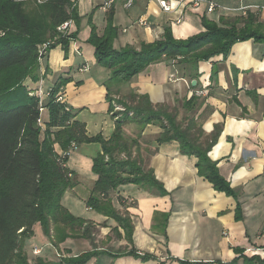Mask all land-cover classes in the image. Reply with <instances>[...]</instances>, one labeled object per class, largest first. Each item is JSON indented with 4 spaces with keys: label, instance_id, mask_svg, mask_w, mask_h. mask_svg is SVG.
<instances>
[{
    "label": "crops",
    "instance_id": "1",
    "mask_svg": "<svg viewBox=\"0 0 264 264\" xmlns=\"http://www.w3.org/2000/svg\"><path fill=\"white\" fill-rule=\"evenodd\" d=\"M127 1L115 0L111 8L118 29L113 42L116 50L127 46L140 50L143 44L164 38L166 29L175 39L186 40L205 31L204 16L230 24L251 13L264 23V10L258 9L264 7L262 0H201L197 6L191 0H167L175 4L171 11L163 10L158 0H134L131 7H126ZM210 2L216 5L213 12H208ZM77 9L80 20L70 24L68 36L74 38L67 52L62 45L50 50L41 60L44 77L26 84L39 93L51 90L60 78L67 79L61 93L76 116L74 120L86 125L89 137L101 135L105 140L112 137L123 113L116 111L113 103L123 106L119 100L130 94L148 96L153 104L175 106L190 99L196 90H204L189 115H195L207 135L220 127L209 157L217 162L234 195L217 191L200 177L197 159L182 155L178 142L159 144L156 139L162 129L150 124L142 135L154 137L150 149L156 152L149 155L148 147L144 148L148 154L145 161L140 147V159L150 164L166 195L133 184L119 186L109 195L114 208L130 219V243L115 219L86 206L98 180L93 161L103 149L99 143H82L68 152L67 167L75 186L67 190L62 204L89 222L91 238H69L55 247L36 224L42 230H36L35 225L34 237L25 241L29 262L39 258L60 262L97 250L109 254L93 257L87 264H259L250 259H264V44L253 40L236 43L226 58L221 55L197 65L162 61L148 66L130 82L108 89L111 72L98 65L95 47L89 42L93 27L99 36L104 34L108 12L93 0H80ZM86 64L88 70L80 71ZM193 81L196 88L190 86ZM56 150L63 154L58 146ZM238 206L240 219L236 218ZM131 250L139 257L129 255ZM145 254L151 257L143 260Z\"/></svg>",
    "mask_w": 264,
    "mask_h": 264
},
{
    "label": "trees",
    "instance_id": "2",
    "mask_svg": "<svg viewBox=\"0 0 264 264\" xmlns=\"http://www.w3.org/2000/svg\"><path fill=\"white\" fill-rule=\"evenodd\" d=\"M27 1L0 0V264H87L93 257L109 254L92 250L60 262L39 258L30 263L24 250L25 241L35 235L36 224L41 225L55 247L69 238H91L89 222L74 216L62 204L67 190L75 186L70 176L73 173L67 167L68 152L73 145L82 143H99L103 149L93 161L98 180L86 206L115 219L132 242L130 219L114 208L110 193L128 184L157 190L160 195H166L167 191L156 179L150 164L145 165L144 159H140L138 142H129L124 137V127L130 123H136L141 131L150 124H158L162 129L156 139L159 144L178 142L182 155L197 159L200 177L217 191L234 195L230 183L221 176L217 162L209 157L219 138L220 127L207 135L195 115H189L197 106L195 95L183 102L186 115L179 119L177 107L153 104L148 96L130 94L128 99L119 100L126 111L121 117L115 115L118 117L116 128L109 140L101 135L89 137L86 125L74 120L76 116L69 106L58 101L67 79L60 78L49 97L42 101L26 81L30 79L35 84L44 77L40 74V59L45 60L50 50L62 45L67 52L74 36L62 35L57 29L69 21L79 22L78 3L47 0L29 11ZM113 17L114 10L110 9L104 34L99 36L93 27L89 39L95 47L98 65L111 72L106 83L108 89L114 84L130 82L148 66L162 61L197 65L221 55L226 58L236 43L253 40L264 44V23L249 13L230 24L223 21L219 24L204 16L205 31L186 40L175 39L171 30L166 29L164 38L143 44L140 50L131 46L116 50L113 42L118 29L113 25ZM49 41L54 44L41 56L42 46ZM40 119L44 128L39 125ZM56 146L63 154L57 152ZM135 147L138 150L134 156ZM236 218H241L239 206ZM128 254L139 257L135 250ZM150 257L145 254L142 259ZM250 260L264 264L260 256Z\"/></svg>",
    "mask_w": 264,
    "mask_h": 264
},
{
    "label": "built area",
    "instance_id": "3",
    "mask_svg": "<svg viewBox=\"0 0 264 264\" xmlns=\"http://www.w3.org/2000/svg\"><path fill=\"white\" fill-rule=\"evenodd\" d=\"M38 1L40 3H44L47 0H38ZM71 1L75 4H77L80 0H71ZM93 1L100 3V7L107 12L113 7V5L115 3V0H93ZM133 1L134 0H128L126 7H131L133 4ZM200 1L201 0H191V3H193L194 5L197 6V5H199ZM158 2L160 4L161 8L165 11H171L172 9L175 8V4L173 2H169L167 0H158ZM215 9H216V5L212 2H210L208 4V12H213ZM258 9L264 10V7H258ZM141 22L143 23V21H141ZM71 23L72 22L69 21V22L62 24L60 27H58V29H57L58 32L61 33L62 35L67 36ZM53 44H54V42H52V41L45 43L40 50V55L42 56L43 54H46L48 52V50H50V48ZM40 60H42V59H40ZM87 70H88V66L86 64L80 71H87ZM50 91L51 90H48L46 92L39 91L38 95L42 101L44 99H46L47 97H49ZM204 93H205L204 90H196L193 95H195L196 97H201L204 95ZM57 99H58V101L63 102V98L60 94L57 96ZM113 107L116 109V111H120V112L125 111V108L123 106L118 105V104L113 103ZM41 112L42 113L44 112V108H41ZM130 115H132V114H130ZM38 122H39L40 126H42L43 128L45 127L44 122L41 119ZM75 146L76 145H73V147H75ZM70 176H72V175H70ZM37 252L38 251H35V253H37Z\"/></svg>",
    "mask_w": 264,
    "mask_h": 264
},
{
    "label": "rangeland",
    "instance_id": "4",
    "mask_svg": "<svg viewBox=\"0 0 264 264\" xmlns=\"http://www.w3.org/2000/svg\"><path fill=\"white\" fill-rule=\"evenodd\" d=\"M264 1V0H262ZM40 2L38 0H28L27 3H26V7L29 11H31L32 9L40 6ZM28 81H31L30 79H28L26 81V83ZM32 89H34V86H32ZM46 92V91H45ZM175 107L178 108L179 110V115H181V119L184 118V116L186 115V112L184 111L183 109V103L182 102H179V104L175 105ZM182 112H184L183 114H180ZM44 118H46V115L44 116ZM179 119H180V116H179ZM131 124V123H130ZM136 124V123H135ZM152 125H157L159 126L158 124H152ZM135 126V127H134ZM134 127V128H133ZM133 127H131V125L129 126V124L125 125V132H124V137L130 142V141H137L138 142V148L140 150V147L141 148H147V152H150V150L152 151V149H150V144H152V141H154V137L152 136H144L142 135L143 131L140 130L139 126L136 124V125H133ZM132 128V129H131ZM146 128V127H145ZM138 148H134L133 149V152H136L138 150ZM144 149V151L142 152V155H143V158L146 159L148 158V154L146 152V150ZM140 155H141V151H140ZM36 230H42L41 227H39V225H36L35 227ZM59 258L62 256L61 254L60 255H57Z\"/></svg>",
    "mask_w": 264,
    "mask_h": 264
},
{
    "label": "water",
    "instance_id": "5",
    "mask_svg": "<svg viewBox=\"0 0 264 264\" xmlns=\"http://www.w3.org/2000/svg\"><path fill=\"white\" fill-rule=\"evenodd\" d=\"M196 83H197L196 81H193V82H192V86H193V87L196 86Z\"/></svg>",
    "mask_w": 264,
    "mask_h": 264
}]
</instances>
